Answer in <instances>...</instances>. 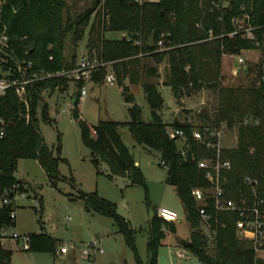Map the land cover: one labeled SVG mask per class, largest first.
Listing matches in <instances>:
<instances>
[{
  "label": "trees",
  "instance_id": "16d2710c",
  "mask_svg": "<svg viewBox=\"0 0 264 264\" xmlns=\"http://www.w3.org/2000/svg\"><path fill=\"white\" fill-rule=\"evenodd\" d=\"M231 1V6L223 11H209L204 9L201 0H93L92 6L71 18L65 12L66 0H4L1 17L7 26L14 56L31 59L35 67L55 70L73 65L72 59L64 56V39L69 32L75 35L81 33L83 29L80 26L100 5V28L90 34L87 44L89 49L96 46L99 58L110 61V67L131 105L128 107L130 118L126 121L100 118L88 125L84 119H79L75 109L78 101L76 91L72 109L78 118L81 139L89 148L90 160L96 172L105 173L111 178L125 176L129 184L142 185L147 191L142 171L120 131L121 125H127L135 143L145 149L158 151L160 164H163L161 160L165 161L166 181L174 186L189 227V235L180 238V244L206 264H264V248L257 250L252 240L239 234L236 226L238 212L216 208L214 196L209 192L211 182L198 161L206 156H216L217 148L207 146L192 135L195 128L204 130L206 127H219L222 123L237 127L236 143L221 148V157L231 161L229 168L222 169L225 177L222 184L226 196H247L250 201L263 199L261 206L264 210V81L261 80L264 63V0ZM246 13L256 26L255 37H244L240 33L229 35L234 30L233 18ZM107 29L118 31L121 35L106 37L102 32ZM210 29L218 36L210 38ZM152 31L155 37L165 32L166 38L174 46L158 50L155 45L148 44L147 38ZM138 36L143 39L140 45L134 43ZM244 48H259L263 53L262 60L246 64L250 79L247 83L236 85L223 74L219 80L205 81V59H209L219 71L223 54H239ZM165 55H168V66L163 83L170 85L178 100L189 90L190 85H206L217 90L214 119H208L207 112L200 114L203 123L199 125L178 119L170 124L161 117L158 110L163 104V95L153 80L158 78L159 72L156 66L143 59L154 57L160 61ZM187 65H190L188 69ZM103 74L101 67L93 73L92 78L98 80ZM126 77L129 82L141 83L150 107V119H143L141 107L134 101L133 95L126 92ZM66 83L62 77L36 81L31 88L28 120L22 115V106L13 89H8L0 96V112L6 120L4 135L0 137L2 185L7 186L18 179L14 172L20 158L35 159L52 185L62 176L58 169L59 157L54 155L40 132L37 111L43 89L56 86L63 88ZM41 106V116L49 119L47 104L42 103ZM170 126L183 128L187 133L190 147L186 155L179 149V136L170 133ZM246 174L252 176V181L245 180ZM195 186L208 191L206 201L195 198L192 193ZM84 197L88 206L115 216L127 243L135 248V230L116 212L115 202L96 192L84 194ZM201 205H206L212 215L208 220L200 214ZM8 210L9 207L0 208V224L8 222ZM178 220L168 221L156 214V208L151 209L146 240L148 264H157L158 246L168 231H177ZM57 245L58 239L44 230L29 233L30 250L55 252ZM10 255L11 249L0 242V264H10Z\"/></svg>",
  "mask_w": 264,
  "mask_h": 264
},
{
  "label": "rangeland",
  "instance_id": "374dc122",
  "mask_svg": "<svg viewBox=\"0 0 264 264\" xmlns=\"http://www.w3.org/2000/svg\"><path fill=\"white\" fill-rule=\"evenodd\" d=\"M66 3V14L74 18L92 6L93 0H66ZM101 18L102 9L99 5L90 13L87 22L80 26L83 31L78 32L79 35L72 32L66 35L63 53L67 59L79 58L85 53L98 58L96 46L89 49L87 43L90 34L100 28ZM102 34L106 37L120 36V32L109 29ZM241 54L245 57L246 64L263 59L259 48H244ZM236 57V54H223L219 72L230 77L236 85L247 83L250 79L245 69L246 64L241 67L235 65ZM143 60L156 66L159 72L158 78L153 80L157 82L163 95V104L158 112L166 122L172 124L178 119L199 125L203 123L200 114L205 112L208 113V119L215 118L217 90L206 85H190L189 90L178 100L170 85L163 83L168 55L160 61H156L154 57ZM102 67L103 76L87 84V94L78 99L75 106L79 119H84L88 125L96 123L100 118L119 121L130 118L128 107L131 102L126 99L122 84L117 78L112 83L107 82L105 74L110 66ZM262 73L264 74V63ZM76 90L77 86L73 81H68L63 88H46L37 111L40 132L54 155L59 157L58 169L62 176L52 185L44 169L33 158H20L14 172L16 177L23 178L28 183L30 191L39 195L42 201V209L37 211L32 206L30 197L20 199L19 206L15 208L14 228L23 233L41 230L48 232L58 239L56 251H33L23 248L21 239L4 240L2 245L11 249L10 264H140L139 261L141 264H148V218L151 209L158 206L175 210L179 220L177 231H168L161 240L157 249V264H206L180 244V238L189 235V227L183 204L174 186L166 181L167 167L159 163L158 151L145 149L135 143L127 125H121L120 131L142 171L147 191L142 185L129 184L125 176L116 175L111 178L105 173L96 172L90 160L89 148L81 139L78 118L74 116L72 109L74 104L71 96L75 95ZM126 92L131 93L134 101L141 107L143 119H150V107L142 85L128 82ZM45 101L49 119L43 118L40 113ZM222 126L226 127L222 137L223 145L235 144L237 127H228L225 123ZM169 128L174 129L173 126ZM91 131L93 132L92 128ZM92 192L115 202L116 212L135 230V248L127 243L115 216L100 212L85 203L84 194ZM93 241H97L98 248H90V254L84 256L82 250ZM61 245H65L68 251L60 252ZM181 250L186 253L183 257L178 255Z\"/></svg>",
  "mask_w": 264,
  "mask_h": 264
},
{
  "label": "built area",
  "instance_id": "2783aa9c",
  "mask_svg": "<svg viewBox=\"0 0 264 264\" xmlns=\"http://www.w3.org/2000/svg\"><path fill=\"white\" fill-rule=\"evenodd\" d=\"M3 2L4 0H0V96H3L8 89H13L20 101L22 106L21 112L26 120L30 117L31 88L36 81L52 77H62L66 81H73L76 83L78 88V99L84 98L87 94V84L93 80V73L100 70L102 66H110V61H105L99 57L97 58L96 56H91L85 53L81 55L73 63V65L63 66L60 69L51 70L44 67H35L34 62L29 58L14 56L13 48H11L9 43L7 26L1 17V5ZM231 2V0H201V4L204 6V9L209 11H213L215 9L223 11L231 6ZM249 16L250 15L246 13L242 17H234V30L230 31L228 34L234 35L236 33H240L244 37L254 38V30L256 26L251 23ZM220 18H222V14L220 15ZM216 36H218V34H214L213 30L210 29L209 37L213 38ZM142 41V37L138 36L135 38L134 43L140 45ZM153 45H155L158 50H167L174 46V44L166 38L165 32H160L157 37H154ZM236 56L235 61H238V67L246 64V59L241 53L236 54ZM189 67L190 65H187L186 68L188 69ZM105 79L109 83L116 81L115 74L111 67H109L108 72H106ZM261 80L264 81V74H262ZM43 90L41 92V96ZM5 122V118L0 112V137L4 135ZM225 128L226 127L221 125L219 127H206L204 130L199 128L193 129V138L204 142L207 146L217 148L216 156H206L200 158L198 164L201 168L205 169L206 176L211 182L209 192H211V195L214 196L216 208L238 212L239 217L237 219L236 226L239 234L244 238L252 240L257 250H262L264 248V210L261 206L263 199L250 201L247 196L240 198L226 196V189L222 184V179H225L222 174V169L229 168L231 166L230 159L221 157V148L224 146L222 143V137ZM170 133L172 135L176 134L179 136L178 140H181L179 149L184 155H186L190 147V142L185 130L183 128H174L173 130H170ZM161 163L165 164V161L161 160ZM245 180L252 181V176L250 174H246ZM207 192L208 191L201 186H195L192 190L193 195L199 201H206ZM26 197L31 198L33 202L32 206L37 211H41L42 201L40 196L30 191L28 183L23 178H18L7 186L0 183V208L9 207L8 222L0 224L1 243L8 239H21L23 248L28 249L29 233L19 232L14 228L16 215L15 208L19 206V200ZM199 210L203 219L208 220L211 218L212 215L208 211L206 205H201ZM156 214L168 221L178 219V213L165 206H158L156 208ZM68 219H70V217H68ZM96 245L97 241H93L88 244V246L82 250L84 256H88L90 254V248H93L94 250L97 249L98 247H96ZM59 251H67L66 246L61 245L59 247ZM178 255L179 257H183L186 253L181 250L178 252Z\"/></svg>",
  "mask_w": 264,
  "mask_h": 264
},
{
  "label": "water",
  "instance_id": "95a60500",
  "mask_svg": "<svg viewBox=\"0 0 264 264\" xmlns=\"http://www.w3.org/2000/svg\"><path fill=\"white\" fill-rule=\"evenodd\" d=\"M123 37H125V34H123ZM154 37H155V32L152 31L148 38H147V43L148 44H153L154 43ZM235 65H239L238 61L236 60ZM203 73H204V78L206 82H212L219 80L221 78L220 72L217 70V68L210 62L209 59H205L204 64H203ZM74 101V98H73Z\"/></svg>",
  "mask_w": 264,
  "mask_h": 264
},
{
  "label": "crops",
  "instance_id": "0c3cea01",
  "mask_svg": "<svg viewBox=\"0 0 264 264\" xmlns=\"http://www.w3.org/2000/svg\"><path fill=\"white\" fill-rule=\"evenodd\" d=\"M120 35H121V33H120ZM86 52H87V51H86ZM87 54H88V53H87ZM70 59H72V58H70ZM77 59H78V57H74V58L72 59V61L75 62ZM235 62H236V61H235ZM234 64H235V63H234ZM92 81H94V79H93ZM92 81H91V82H92ZM67 82H68V81H67ZM124 82L128 85V82H129V81H128V78H127V77L125 78ZM136 83H140V82H136ZM66 84H67V83H66ZM75 84H76V83H75ZM140 84H141V83H140ZM76 86H77V85H76ZM76 91H78V88H77ZM73 98H74V100H75V95H72V96H71V101H72V102H74V101H73ZM44 103H46V101H45ZM46 104H47V103H46ZM90 125H91V124H90ZM180 143H181V140H178V145H179ZM8 240H12V239H8ZM67 251H68V250H67ZM67 251H65V252H67Z\"/></svg>",
  "mask_w": 264,
  "mask_h": 264
}]
</instances>
